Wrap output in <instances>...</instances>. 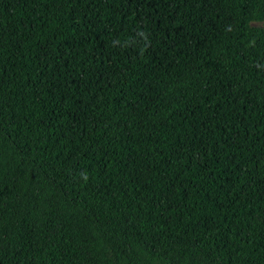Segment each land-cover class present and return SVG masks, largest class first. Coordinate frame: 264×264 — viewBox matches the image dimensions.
Listing matches in <instances>:
<instances>
[{"label": "trees", "instance_id": "obj_1", "mask_svg": "<svg viewBox=\"0 0 264 264\" xmlns=\"http://www.w3.org/2000/svg\"><path fill=\"white\" fill-rule=\"evenodd\" d=\"M263 14L0 0V264H264Z\"/></svg>", "mask_w": 264, "mask_h": 264}, {"label": "rangeland", "instance_id": "obj_2", "mask_svg": "<svg viewBox=\"0 0 264 264\" xmlns=\"http://www.w3.org/2000/svg\"><path fill=\"white\" fill-rule=\"evenodd\" d=\"M248 25L251 28L264 30V14L260 17V19L251 20ZM252 47H254V48L259 47V43H256L254 41L247 42L246 49L249 50Z\"/></svg>", "mask_w": 264, "mask_h": 264}]
</instances>
